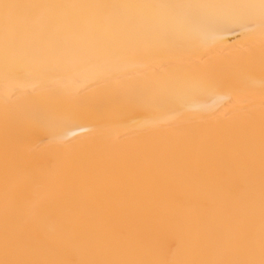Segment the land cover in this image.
Returning a JSON list of instances; mask_svg holds the SVG:
<instances>
[{
    "label": "bare ground",
    "instance_id": "6f19581e",
    "mask_svg": "<svg viewBox=\"0 0 264 264\" xmlns=\"http://www.w3.org/2000/svg\"><path fill=\"white\" fill-rule=\"evenodd\" d=\"M0 264H264V0H0Z\"/></svg>",
    "mask_w": 264,
    "mask_h": 264
}]
</instances>
